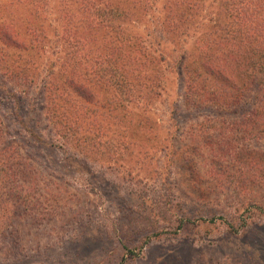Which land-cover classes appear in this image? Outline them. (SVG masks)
<instances>
[{
    "label": "rangeland",
    "instance_id": "374dc122",
    "mask_svg": "<svg viewBox=\"0 0 264 264\" xmlns=\"http://www.w3.org/2000/svg\"><path fill=\"white\" fill-rule=\"evenodd\" d=\"M128 1H119L124 10ZM148 1L150 9L124 26L162 55L163 89L143 114L131 106L129 116L153 123L143 127L144 150L164 148L141 165L122 167L63 148L42 116L41 80L59 49L63 4L72 1L0 0V29L23 37L40 28L48 47L30 60L38 74L30 86L9 77L11 52L0 62L6 141L37 173L36 185L27 179L22 188L33 202L16 214L0 213L10 216L0 225V264H264V137L244 131L248 106L224 113L180 106L178 59L205 23H193L188 37L167 35L160 28L167 0ZM217 1L204 0L205 17ZM252 177L257 183L248 189Z\"/></svg>",
    "mask_w": 264,
    "mask_h": 264
},
{
    "label": "trees",
    "instance_id": "16d2710c",
    "mask_svg": "<svg viewBox=\"0 0 264 264\" xmlns=\"http://www.w3.org/2000/svg\"><path fill=\"white\" fill-rule=\"evenodd\" d=\"M71 1L63 4L59 49L41 80L42 116L61 146L84 159L91 157L108 166L141 165L164 147L157 144L148 152L140 146L147 121L133 120L129 108H139L143 114L161 97L163 57L156 49L144 47L124 25L138 21L151 2L129 0L124 10L120 0ZM164 8L160 28L167 35L188 37L194 24L197 28L201 21L205 23L199 34H192L191 51L178 59L180 106L188 112L221 113L248 106L244 131L264 137V0H218L211 17L203 13L204 0H167ZM38 31L27 29L19 37L0 29V62L11 52L16 61L4 68L11 79L27 86L38 76L29 68L30 60L48 48L44 33ZM248 162L250 174H255L254 158ZM32 165L18 146L6 141L0 122V213L4 217L33 202L22 190L24 181H35ZM256 183L252 177L246 184L251 189ZM9 218L1 216L0 225Z\"/></svg>",
    "mask_w": 264,
    "mask_h": 264
}]
</instances>
